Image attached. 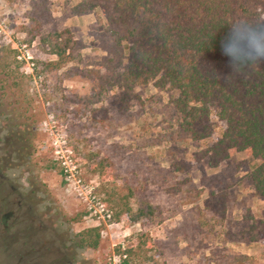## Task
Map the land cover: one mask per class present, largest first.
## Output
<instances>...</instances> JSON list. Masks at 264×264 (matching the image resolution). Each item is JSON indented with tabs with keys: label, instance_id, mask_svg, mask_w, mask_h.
<instances>
[{
	"label": "rangeland",
	"instance_id": "374dc122",
	"mask_svg": "<svg viewBox=\"0 0 264 264\" xmlns=\"http://www.w3.org/2000/svg\"><path fill=\"white\" fill-rule=\"evenodd\" d=\"M30 1L0 0V63L4 49L13 50L23 61L18 71L30 75L0 71V264H264V243L246 240L242 217L259 218L264 209L247 177L259 160L244 152L216 167L197 160L208 141L180 132L175 93L151 84L133 89L132 108L92 116L91 109L108 110L111 92L93 96L95 80L78 71L104 55L97 44L104 19L98 9L73 15L80 0L45 1L39 31H68L73 62L33 76L37 62L54 57L27 19ZM212 124L214 140L223 125ZM88 152L109 156L120 177L146 176L153 214L133 220L132 198L131 216L112 220L103 202L111 180L88 173L81 163ZM210 191L227 194L223 214L204 209ZM95 227L96 248L81 246V233L92 237ZM125 249L131 253L123 258Z\"/></svg>",
	"mask_w": 264,
	"mask_h": 264
},
{
	"label": "trees",
	"instance_id": "16d2710c",
	"mask_svg": "<svg viewBox=\"0 0 264 264\" xmlns=\"http://www.w3.org/2000/svg\"><path fill=\"white\" fill-rule=\"evenodd\" d=\"M45 1L31 0L27 19L37 31L39 44L54 59L37 62L33 76L57 72L73 62L75 41L68 31H39ZM95 9L104 19L97 37L104 55L93 69L78 73L95 80L93 96L111 95L108 110L91 109V115L100 111L104 120L110 111L132 108L139 102L133 92L137 86L151 84L156 90L174 92L170 102L179 131L194 142L208 141L197 160L216 167L238 152L247 153L259 160L247 177L254 195L264 199V0H80L70 7L73 15ZM3 53L1 72L7 76L17 72L20 80L30 77L18 71L23 61L16 59L13 50ZM212 119L223 125L214 140L210 139ZM81 163L101 183L111 180L103 202L112 211V220L131 216L132 198L138 202L133 220L153 214L146 176L120 177L106 154L88 152ZM226 201L225 192L210 191L204 209L223 214ZM242 217L249 223L246 240L264 243V209L259 218L248 211ZM90 231L92 237L81 233L80 244L95 249L98 229ZM130 253L125 249L122 255Z\"/></svg>",
	"mask_w": 264,
	"mask_h": 264
},
{
	"label": "built area",
	"instance_id": "2783aa9c",
	"mask_svg": "<svg viewBox=\"0 0 264 264\" xmlns=\"http://www.w3.org/2000/svg\"><path fill=\"white\" fill-rule=\"evenodd\" d=\"M123 258L125 257V255H121ZM116 264H123L122 263V260H120V262L118 261V263H116Z\"/></svg>",
	"mask_w": 264,
	"mask_h": 264
}]
</instances>
